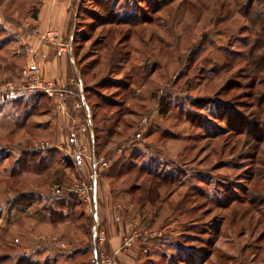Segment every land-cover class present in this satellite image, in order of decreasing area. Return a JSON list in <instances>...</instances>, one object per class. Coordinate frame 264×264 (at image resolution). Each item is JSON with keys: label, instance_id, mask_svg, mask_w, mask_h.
Listing matches in <instances>:
<instances>
[{"label": "rangeland", "instance_id": "1", "mask_svg": "<svg viewBox=\"0 0 264 264\" xmlns=\"http://www.w3.org/2000/svg\"><path fill=\"white\" fill-rule=\"evenodd\" d=\"M48 1L0 0V89L25 72L42 77L28 61L34 45L23 42L38 35L24 25ZM262 9L264 0H76L69 35L83 93L72 98L90 114L75 113V123L94 124L95 139L73 131L56 140L64 103L57 109L48 93L0 94V264L36 252L38 264H91V249L107 246L96 216L103 196L122 226L124 264H264V32L257 40L253 26ZM16 98H30L32 117L8 135L4 114H14ZM93 153L108 163L91 192L96 211L88 191L73 190L89 180ZM115 162L122 169L106 177ZM58 185L83 206L52 227L46 211L66 199L52 192ZM23 198L40 204L41 219L36 206L20 213ZM141 228L145 245L134 238L126 248L125 236Z\"/></svg>", "mask_w": 264, "mask_h": 264}, {"label": "crops", "instance_id": "2", "mask_svg": "<svg viewBox=\"0 0 264 264\" xmlns=\"http://www.w3.org/2000/svg\"><path fill=\"white\" fill-rule=\"evenodd\" d=\"M56 1L57 2L60 1V4L59 3L57 4ZM75 18H77L76 0H49L48 2H46V4H44L43 8H39L36 11L35 20H33L31 24L28 23L24 25L25 29L30 30L33 34L37 33L38 35V38H35L36 35H33L32 37H28L27 39H30L29 41H31L29 44H26L25 43L26 40H23L25 47L28 46L27 49H29V46L34 45L32 52L29 53L30 59L28 61L33 63V66L36 68V70H38L37 72L42 74V77L44 78V80L53 82L63 92H65L64 93L65 97L63 100L64 106L59 109L57 108L59 110V113L57 111L56 116L54 117L56 118L58 116L60 121L62 119L61 123L60 122L58 123V129L61 130V132H59L60 134L59 139L57 138L56 140H59V142L65 141V134L69 133L70 134L69 136H72L73 131L77 133L82 139H87L88 141H91V139L92 140L95 139L94 128L92 124L85 125L84 123L85 118L83 120L80 119L78 120L77 123H75V118L78 119L75 113H79L80 110L74 109V102H73L74 98H72V95L77 94L78 92L83 93V87L79 85L77 81L78 79H80V73L78 70V65H76L75 63L76 56L74 54L73 43H72L73 37H71L73 34L72 26L75 24L74 22ZM50 33L58 34L60 38L53 40V38L47 37L48 34ZM18 36L19 38H21L20 34H18ZM62 38L64 40H62ZM37 93L41 95L43 94L42 92H37ZM31 94H28V96L35 95L34 93L32 95ZM41 101L42 99H40L37 96L36 100L33 102L35 103L33 106L34 110L41 109L40 108V106L42 105L40 104ZM8 103L10 104V106L14 108L15 112L14 114H6V115L4 114L3 121L9 122V126L6 132L8 135L17 134L16 130H18L19 127H23L22 126L23 122L26 121L25 119H28L29 117L31 118L32 113L27 112L29 111V107L27 104H25V101L21 98H16V100H13L11 102L8 101ZM50 110L52 111L54 109H50ZM84 110H86L85 114L86 113L90 114L89 107H86V109H82L81 111H84ZM1 123H5V122H1ZM51 144L56 147V144L55 145L53 143ZM97 194L98 192L96 193V196L95 194H92V202H93L92 210H95V211L97 210V206L99 204L96 198ZM103 199L100 200L101 206L103 208L102 213H101L102 218L99 216L98 212L96 213V216L98 217V221H99V227H101L99 229V231H101L100 236L107 237V243H106L107 246L104 248L105 250H101V254L104 253L106 256L110 257V259L112 258L111 264H124L125 257L127 258V254H123L121 252L123 250L122 249V240H123L122 237L124 234L122 231V226L120 222L117 221L118 219H115L116 218L115 213L113 214L115 210L113 211L110 210V207L114 208V206H112V203H110L111 200L108 201L109 198L108 197L105 198V196H103ZM34 206H36L34 215L35 217L40 218L39 216L40 214L38 212V211H42L41 208L38 210V207L40 206V204L34 203L32 207ZM32 207L27 208L23 212L27 214L28 213L27 211L31 209ZM109 211H110V214H109ZM32 212H29L28 214H31ZM81 217L83 219L85 217V214L82 215ZM90 219L93 223V221L95 220V217L90 216ZM72 220H73L72 217L71 218L66 217L65 221L69 222ZM56 222H58L57 217L55 218L53 217L50 219V224L52 227L56 226L55 224ZM54 232H56L57 234V230L55 228L52 229L53 234ZM77 232L78 230H76L75 234ZM59 247L62 253L65 254V252L63 251V250H66L65 245H59ZM91 250H92V254H94L93 248ZM52 251L53 249L51 248L50 251H47V253L50 254ZM39 254L40 253H37V252L35 254V260H33L35 264H38L41 261V260H37L40 257ZM36 256L38 257L36 258ZM60 258L61 257L56 258L54 260V264H57L59 261H62L60 260ZM70 259L74 260V257ZM136 259L133 258L132 262L134 264H138ZM72 262L73 261H71V263ZM48 263H49V260L45 262V264H48Z\"/></svg>", "mask_w": 264, "mask_h": 264}, {"label": "built area", "instance_id": "3", "mask_svg": "<svg viewBox=\"0 0 264 264\" xmlns=\"http://www.w3.org/2000/svg\"><path fill=\"white\" fill-rule=\"evenodd\" d=\"M32 92H42V93H48L51 98L54 100V104L59 108V106H63V99H64V93L62 90L56 86L53 82L46 81L42 77H40L37 74L24 73V77L20 80H15L12 82H9L7 86H4L0 89V94H8L21 96L23 94H31ZM86 102L82 98L78 100V102L75 103V107L80 109L81 106L85 105ZM61 108V107H60ZM39 149L44 150H50L53 148V145L49 142H41L39 144L35 145ZM90 174L88 179L90 180L91 184L87 188L86 184H83L82 186H74L73 190L75 193L80 195H86L87 191L89 192V195L92 196L91 192H94V188L96 186L97 181L99 180L100 174L105 170L108 169V163L106 161H103L102 159L96 158V155L93 153L90 155ZM69 188H64L63 186H56L52 189V192L54 193H62V192H68ZM72 192V190H70ZM73 192V193H74ZM94 234L97 235V232H94ZM131 233L124 238V246L126 248H131L132 241L134 237L131 235ZM99 239V238H98ZM110 261L105 259V257L100 254L98 249L94 250V254L91 260V264H110Z\"/></svg>", "mask_w": 264, "mask_h": 264}, {"label": "trees", "instance_id": "4", "mask_svg": "<svg viewBox=\"0 0 264 264\" xmlns=\"http://www.w3.org/2000/svg\"><path fill=\"white\" fill-rule=\"evenodd\" d=\"M262 10H264V9H262ZM259 14H260V16H259V19H258V22L255 24H253V26L254 27H257V28H259L258 30H256L255 31V33H254V36H255V38L256 37H258L257 38V40H262L263 41V38H260V34H262L263 32H264V11H259ZM247 17V16H246ZM249 22H252L251 20H248ZM74 26V25H73ZM72 26V27H73ZM72 29H75V27H73ZM74 35H75V33H74ZM75 38V37H74ZM255 41V43L257 44V42L258 41ZM77 57V56H76ZM263 63V62H262ZM14 69H16L15 67H13ZM78 68H79V65H78ZM79 73H80V79H78L77 81H78V83H80L81 82V80H82V77H83V74H82V72L79 70ZM86 89H89V88H86ZM85 91H87V90H85ZM88 92V91H87ZM30 97H32V96H30ZM79 98L80 99H84L85 100V98L83 97V96H79ZM21 99H23V98H21ZM30 98H25V99H23L24 101H25V104H27L28 102H26L27 100H29ZM203 102H206V103H212V101L211 100H204ZM100 107H98V109H99ZM93 126V128H94V131H95V126H94V124L92 125ZM44 152H42L41 154H43ZM24 158H26V157H24ZM26 161V160H25ZM22 162V161H21ZM45 161H44V159H40V162H39V164H37V167H36V165L34 166V168H36L37 169V171H39L38 170V168H41L42 166H43V163H44ZM22 164V166H25L26 165V162H22L21 163ZM20 164V165H21ZM121 163L120 162H115L114 164H113V166H111V168L108 170V172H107V174H106V177H108L109 175H112L113 176V174H115V172L117 173V172H119L122 168H121ZM60 184H63L62 182L60 183ZM90 184H91V182L88 180L87 181V183H86V186H87V188L90 186ZM59 194V193H58ZM53 195H55L54 193H53ZM58 196V195H57ZM59 196H62L63 198H66V199H64V201L63 202H61V203H59V202H57V205L59 206L58 208V210H59V212L57 211V212H55V211H52V212H49V211H46V213L48 212V216L50 217V218H48V220H50L51 218H55V217H57V219L58 220H66V217L67 218H75L74 216H76V214H75V212L74 211H76V209L78 208V207H80V206H83V202H82V200L80 199V197H78L77 195H75L73 192H62V193H60V195ZM61 198V197H60ZM75 199H79L80 200V203L78 204V205H76V203H78L77 202V200H75ZM33 200L32 199H28V198H23V199H21V200H19V202L18 201H16L15 202V204H16V206L17 207H22L21 205H25L24 207H23V209H21L20 210V213H23V211L24 210H26L27 208H30V207H32V205L34 204V202H32ZM57 201H59V200H57ZM10 204V203H9ZM19 205V206H18ZM80 205V206H79ZM19 211V210H18ZM39 212V211H38ZM43 212H45L44 210H43ZM40 213V212H39ZM72 215H74V216H72ZM82 215H84V214H81V216ZM133 235V237L136 239L135 241H137V240H141L142 241V245H145L143 242H144V240H146L147 239V237H148V235H149V233L148 234H145V231H143L142 230V228H141V230L137 233L136 232V235H134V233H132ZM23 261H25V262H27L28 264H35L34 263V261L33 260H30V259H25V258H23L21 261H19V262H17V264H21L20 262H23Z\"/></svg>", "mask_w": 264, "mask_h": 264}]
</instances>
